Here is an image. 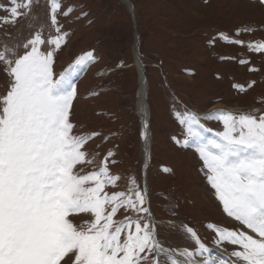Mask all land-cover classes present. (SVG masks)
I'll use <instances>...</instances> for the list:
<instances>
[{
    "label": "snow or ice",
    "instance_id": "1",
    "mask_svg": "<svg viewBox=\"0 0 264 264\" xmlns=\"http://www.w3.org/2000/svg\"><path fill=\"white\" fill-rule=\"evenodd\" d=\"M259 3L264 5V0ZM39 4L40 0L0 3L5 13L0 26H15L33 16ZM49 7L55 38L46 41L36 31L23 44L0 47V64L10 78L6 95L0 96V264H61L65 257V264H264V113L177 114L184 138L176 144L195 149L223 212L249 231L207 225L217 245L238 246L231 253L235 261L213 260L187 225L182 229L195 249H170L159 239L146 186L131 178L126 190L106 191L121 180L109 168L113 152L96 170L81 174L84 166L95 163L85 146L98 134H72L74 77L95 58L88 52L56 76V51L68 35L58 17L69 16L72 9L64 10L61 0H50ZM221 38L244 44L223 34ZM46 43L53 47L41 50ZM248 48L264 53V43ZM212 120L222 124L221 131L202 122ZM147 130L145 121V142ZM118 213L124 215L122 220L116 219ZM80 214L92 217L86 226L69 219Z\"/></svg>",
    "mask_w": 264,
    "mask_h": 264
},
{
    "label": "rangeland",
    "instance_id": "2",
    "mask_svg": "<svg viewBox=\"0 0 264 264\" xmlns=\"http://www.w3.org/2000/svg\"><path fill=\"white\" fill-rule=\"evenodd\" d=\"M130 2L134 11L125 0H61L63 9L72 11L67 17H58L62 32L68 35L56 51L53 65L56 76L88 52L95 58L74 77L72 134H98L85 146L95 163L84 166L81 174L96 170L107 153L113 152L109 168L121 180L118 187L106 191L126 190L131 178L143 187L136 99L139 73L133 50L138 37L137 45L150 86L148 101L154 141L148 198L159 239L170 249L194 250L195 245L182 229V225H187L198 233L213 260L235 261L231 253L239 250L238 246L217 245L207 225L249 230L223 212L195 149L176 144V140L184 138L177 114L189 111L201 115L218 108L237 111L234 114L264 113V53L248 48L249 44L264 43V5L259 0ZM0 3L7 5L8 0ZM49 5L50 0H40L33 16L20 19L15 26H0V47L23 44L36 31H41L46 41L55 38ZM4 15L0 11V17ZM221 34L229 40L240 39L244 44L226 42ZM51 47L46 43L41 50ZM23 51L20 48V54ZM241 59L248 63L240 64ZM249 68L257 70L249 71ZM9 80L4 65L0 64V96L6 95ZM234 85L242 86L243 90ZM202 122L214 131H221L223 127L214 120ZM166 168L170 171L165 172ZM123 218V214H117L116 219ZM69 219L78 226H86L85 222L92 217L80 214ZM219 250L226 252V259L218 256Z\"/></svg>",
    "mask_w": 264,
    "mask_h": 264
},
{
    "label": "bare ground",
    "instance_id": "3",
    "mask_svg": "<svg viewBox=\"0 0 264 264\" xmlns=\"http://www.w3.org/2000/svg\"><path fill=\"white\" fill-rule=\"evenodd\" d=\"M137 47H138V45H137ZM145 77L147 79V83L145 85L141 84V98H142V101L140 100L139 102H140L141 110H143V112L145 114H147V116L149 114V118H150L149 119V123H150V131L149 132H150V135H149V139L145 143L146 144V148L144 146H142L143 160H144V158L149 157V156H150L149 159H152V147H153V141H154L152 127H151L152 114H151V108L149 106V101H148L150 86H149V81H148V77H147L146 72H145ZM141 83H143V77L141 79ZM144 96L146 97V101L144 100ZM220 109H225V108H220ZM212 110H216V109H212ZM212 110H210V111H212ZM148 141H149V143H148ZM148 145H149V148H148ZM219 251H221V254H220ZM219 251H218V256H221L222 258L226 259V255H225L226 252L222 251V250H219ZM213 254H215V253H213Z\"/></svg>",
    "mask_w": 264,
    "mask_h": 264
},
{
    "label": "water",
    "instance_id": "4",
    "mask_svg": "<svg viewBox=\"0 0 264 264\" xmlns=\"http://www.w3.org/2000/svg\"><path fill=\"white\" fill-rule=\"evenodd\" d=\"M126 2H128L129 3V1L128 0H126ZM137 37H136V40H135V46H134V57L137 59V60H140L139 58H140V56H139V52H138V49H137V47H136V44H137ZM138 112H139V114L140 115H143L144 113H143V110H141V107L139 106V108H138Z\"/></svg>",
    "mask_w": 264,
    "mask_h": 264
}]
</instances>
